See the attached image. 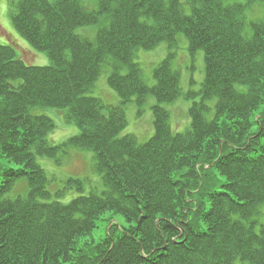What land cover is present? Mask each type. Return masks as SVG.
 I'll use <instances>...</instances> for the list:
<instances>
[{
	"label": "trees",
	"instance_id": "obj_1",
	"mask_svg": "<svg viewBox=\"0 0 264 264\" xmlns=\"http://www.w3.org/2000/svg\"><path fill=\"white\" fill-rule=\"evenodd\" d=\"M183 1L9 2L12 28L49 65L0 45V264H264V18L246 16L264 0ZM179 37L192 58L203 52L204 79L184 95L189 129L173 133L163 105L180 96ZM162 43L167 56L147 86L137 51ZM107 69L116 106L86 96ZM149 95L153 135L139 143L122 134L125 106L139 114ZM46 109L78 133L49 143ZM74 151L92 154L99 180L51 190L36 159L59 165ZM107 213L127 227L80 243Z\"/></svg>",
	"mask_w": 264,
	"mask_h": 264
},
{
	"label": "rangeland",
	"instance_id": "obj_2",
	"mask_svg": "<svg viewBox=\"0 0 264 264\" xmlns=\"http://www.w3.org/2000/svg\"><path fill=\"white\" fill-rule=\"evenodd\" d=\"M11 0H0V45H8L9 41L16 43V48L20 51L21 57L17 50L16 57L23 59L25 64L31 66H47L49 61L45 54L38 51H33L26 42H24L12 28L9 15H8V4ZM13 1V0H12ZM235 3H244L245 0H229ZM182 2H184L182 0ZM189 13V10L186 9ZM246 16L251 20H258L264 18V4L254 6L250 11L246 12ZM78 34L86 36L89 39L94 38L93 28H82L77 31ZM14 41V42H13ZM26 51V52H25ZM30 54H29V53ZM166 44H160L155 50L150 52L137 51V57L134 60L135 63L139 64L142 70V77L147 86H153L152 70L155 66L167 56ZM176 58L173 63L174 70L179 72V86L180 96L175 102L171 104H165L163 107L169 112L170 116V127L173 133H183L189 129L190 119L188 117V109L190 107V101L186 100L184 95L189 91L198 92L201 83L204 79V60L203 52L198 51L192 58L187 50V42L183 37L178 38L177 48L175 50ZM35 56V58H34ZM109 69L103 71L99 78L94 83L93 87L86 93L88 97L98 98L103 101L104 104L109 106H116L119 103L117 95L110 90L107 85V77ZM154 99L152 96H147L144 105L140 109L138 114V108L134 103H128L125 106V117H126V128L122 134L134 135L139 143H144L149 140L153 135L152 127V113L151 108L154 105ZM49 116L55 123L56 128L50 134L47 135V141L53 145H57L70 136L78 133L75 127L66 125L61 115L56 109H46L41 112ZM208 119L212 118V112L207 115ZM92 154L89 152L74 151L70 157L64 159L61 164L56 165L53 161L45 158H38V164L42 170L45 171L46 176L52 180L51 190L61 189L64 186V182L69 178H89L92 181H98V177L91 172V161ZM86 183V182H85ZM84 195L89 192V187L86 185ZM100 191V189H99ZM10 196V195H9ZM76 196V193L69 192L64 198L60 199L62 203H68ZM12 197V196H10ZM264 215V205L262 207ZM111 217L109 213L102 216L103 221L97 222V229L94 230L90 235L82 237L78 240L80 243L84 241H100L107 234V228L111 224L116 228V232H120L119 227H127L124 219L120 215L112 217V222L108 223ZM260 221L263 218L259 219ZM108 223V224H107Z\"/></svg>",
	"mask_w": 264,
	"mask_h": 264
}]
</instances>
